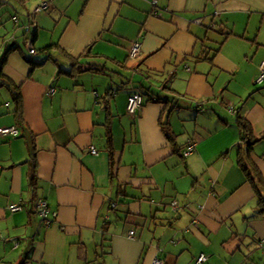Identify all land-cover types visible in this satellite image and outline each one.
Here are the masks:
<instances>
[{"label": "crops", "instance_id": "0c3cea01", "mask_svg": "<svg viewBox=\"0 0 264 264\" xmlns=\"http://www.w3.org/2000/svg\"><path fill=\"white\" fill-rule=\"evenodd\" d=\"M32 13L29 42L20 27ZM90 46L99 56L83 57ZM1 48L0 128L19 134L0 135V264H264L248 178L264 180V0H5ZM74 59L106 70L78 73ZM148 71L217 110L171 115L178 145L195 143L188 156L161 130L165 105L127 114ZM7 80L21 86V125Z\"/></svg>", "mask_w": 264, "mask_h": 264}, {"label": "trees", "instance_id": "16d2710c", "mask_svg": "<svg viewBox=\"0 0 264 264\" xmlns=\"http://www.w3.org/2000/svg\"><path fill=\"white\" fill-rule=\"evenodd\" d=\"M0 1H5V0H0ZM16 1L21 2V3L24 2V0H16ZM1 5H3V3H1ZM37 27H38V25H37V22H36L35 13H32L31 15H29L28 23L26 25L21 26L20 28H24L23 34H25V36H27V39L30 42L31 40L32 41L34 40V36L36 34ZM13 37H15V36H13ZM8 39H6L5 42H7ZM4 40H5V38H4ZM55 47L57 48L58 45L57 44H50V45L45 46L42 49V51L50 53L51 49H53ZM14 48H15V46L12 47V48L8 47V51L6 52V56ZM32 48L35 49L34 47H32ZM1 50H2V48H1ZM35 53H36V50H35ZM32 55H34V54H32ZM97 56H99V55L96 54V53L94 54L92 46H90L85 51V53L83 54V57H87V58L88 57L94 58V57H97ZM129 57H130V54H129ZM27 59H28L27 61H30V57L29 56L27 57ZM132 60H137V58L132 59ZM73 67L76 69V71L78 73L84 72L85 70L86 71H94V72H104L106 70L105 67H103V66H101V67L92 66V67L88 68L87 67V63L82 64L80 59H74ZM138 67H142V63ZM148 74H149L148 76L144 77V79L147 80V83L144 84L143 82H141L140 86H139V90L140 91L138 90V92L132 94V95L140 94L142 96V104H141L140 109L137 112V115L136 116L130 115L128 113V110H127V114L133 120H137L139 115H140V112H141V110H142V108L144 107L145 104L152 102V103H158V104H161V105H165V110L161 114V117H160V120H159V125L161 127V130H162L163 134L165 135V137L167 138V140L169 141V143L171 144V146L173 148V152L175 154H178V155L181 154L182 157L188 156L189 153L192 151V149H194L195 143H194L193 140H189V142H187L184 146L178 145V143H177V134L174 132V129H173V126H172V123H171V120H170L171 115L175 111L180 110V109L181 110H190L191 108H193V109L196 108L197 110H199V112L196 110L199 113L197 116H199V115L206 116V114L210 115V114H212L211 113L212 111H217V110L213 109L212 111H210L211 108H209V107L205 108V105H203L204 104L203 102H201L200 105L198 104L197 106L193 107L191 104L186 103L185 100H184V96L182 94H180L179 92H177L172 87V85H171L172 82H171V80L169 78L165 77L166 80L163 79L164 80L163 81L162 79L158 78V77H160L159 76L160 74L149 72V71H148ZM152 75L157 77V78H154ZM261 78H262V81H260V83L264 82V74L263 73L257 79L258 83H259L258 80L261 79ZM154 81H156L159 84L158 88H156V89H153V87H152V86H154L153 85ZM148 83L150 85H147ZM6 85L8 86V89L11 90L13 92V94L15 95V99H14L15 104H16L15 118L17 120V123L19 125H21V121L23 119V106H22L21 86H19L17 84H14L10 80L6 81ZM131 96H129V98ZM129 98H128V101H129ZM127 105H128V103H127ZM221 105L225 106L226 104L222 103ZM227 107L228 106L226 105V109H229ZM197 118H196V121H197ZM239 125H240V127H241V129L243 131L245 142L247 143L246 144L247 145L246 146V151H247L248 154H250L252 152V147L251 146L255 142L254 138H253V135H252V132H251V128H249V125L242 119L239 120ZM17 127H15V128L17 129L18 133L16 135H11V136H17L19 134V129ZM248 178H249L251 184L253 185L254 190L257 192V195L259 196L261 210L264 211V180L260 176L256 177L252 172L248 173ZM34 180H35V178H34ZM39 201L40 200H38V202L36 203L37 207H38ZM35 212H38V214L40 215L38 209ZM48 217H50V214L48 215ZM52 218H56V217L52 216Z\"/></svg>", "mask_w": 264, "mask_h": 264}, {"label": "built area", "instance_id": "2783aa9c", "mask_svg": "<svg viewBox=\"0 0 264 264\" xmlns=\"http://www.w3.org/2000/svg\"><path fill=\"white\" fill-rule=\"evenodd\" d=\"M47 7H48V4L44 3V4H42V6H39L35 10V13H40L42 10L47 9ZM0 51H1V49H0ZM30 53L31 54H35V49L31 48L30 49ZM139 53H140V44L138 42H136V43L133 44V46H132V48L130 50V57L132 59L138 58L139 57ZM258 81L260 83V81H262V78L259 79ZM141 104H142V96L140 94L132 95L129 98L128 105H127L128 113L130 115H132V116H136L138 110L141 107ZM17 133H18V131H17V129L15 127H13V128H9V127L0 128V135H2V136L16 135ZM91 152L92 153H96V150L91 149ZM37 208L39 210L40 216L43 219H47L48 215L51 214L50 211H49V206H48L47 202L44 201V200H40L39 201ZM9 209L12 212H18V211H21L23 208H22L21 205L16 204V205L10 206ZM52 216L53 217H57V213H53ZM206 260H207V256L202 254L198 258L197 262H198V264H201V263L205 262ZM156 264H162V262L157 261Z\"/></svg>", "mask_w": 264, "mask_h": 264}, {"label": "rangeland", "instance_id": "374dc122", "mask_svg": "<svg viewBox=\"0 0 264 264\" xmlns=\"http://www.w3.org/2000/svg\"><path fill=\"white\" fill-rule=\"evenodd\" d=\"M43 3H45V2H43ZM43 3H41V4H40V5H38V6H42V4H43ZM38 6H37V7H38ZM30 7H31V6H30ZM35 10H36V9H35ZM44 12H48V10H45ZM44 12H43V13H44ZM131 47H132V46H131ZM109 65H110V64H109ZM114 68H116V67H115V66H112V65H110V68H109V69H110V71H111V70H114ZM172 119H175V116H173V117H172Z\"/></svg>", "mask_w": 264, "mask_h": 264}]
</instances>
